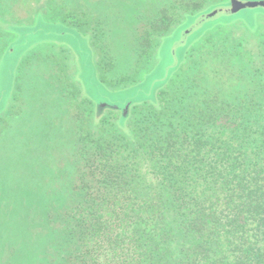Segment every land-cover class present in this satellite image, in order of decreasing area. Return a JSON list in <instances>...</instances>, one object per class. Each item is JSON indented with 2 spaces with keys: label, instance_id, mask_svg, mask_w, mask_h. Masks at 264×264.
<instances>
[{
  "label": "trees",
  "instance_id": "trees-1",
  "mask_svg": "<svg viewBox=\"0 0 264 264\" xmlns=\"http://www.w3.org/2000/svg\"><path fill=\"white\" fill-rule=\"evenodd\" d=\"M177 12L163 8L148 22L135 49L144 66L155 62ZM224 38L222 50L214 36L189 55L159 109L134 110L130 135L117 115L98 124L92 103L75 94L87 105L81 113L73 104L82 165L68 197L57 188L60 209L49 199L40 204L51 231L43 240L58 237L47 242L43 264H264V49L237 52L241 38ZM202 56L212 61L200 65Z\"/></svg>",
  "mask_w": 264,
  "mask_h": 264
},
{
  "label": "rangeland",
  "instance_id": "rangeland-1",
  "mask_svg": "<svg viewBox=\"0 0 264 264\" xmlns=\"http://www.w3.org/2000/svg\"><path fill=\"white\" fill-rule=\"evenodd\" d=\"M213 2L201 12L196 7L206 0H0V264L46 263L47 242L58 238L43 240L41 233L51 231L40 204L49 199L51 209H60L64 197L57 188L68 197L72 186L78 164L73 104L87 112L76 93L92 103L98 124L117 115L118 129L130 135L134 110L159 109L160 93L204 41L216 36L222 50L224 37L237 36L244 43L237 52L264 49V7L231 11L230 0ZM163 8L181 12L155 62L144 66L135 49ZM217 25L228 28L214 30ZM251 54L259 60L258 49ZM202 57L200 65L212 59ZM125 75L133 79L116 85Z\"/></svg>",
  "mask_w": 264,
  "mask_h": 264
},
{
  "label": "water",
  "instance_id": "water-1",
  "mask_svg": "<svg viewBox=\"0 0 264 264\" xmlns=\"http://www.w3.org/2000/svg\"><path fill=\"white\" fill-rule=\"evenodd\" d=\"M231 3V11H240L246 8H254V7H264V1H260V2H248V3H242L238 0H230ZM215 13H213V15H215ZM213 17V16H212Z\"/></svg>",
  "mask_w": 264,
  "mask_h": 264
},
{
  "label": "flooded vegetation",
  "instance_id": "flooded-vegetation-1",
  "mask_svg": "<svg viewBox=\"0 0 264 264\" xmlns=\"http://www.w3.org/2000/svg\"><path fill=\"white\" fill-rule=\"evenodd\" d=\"M231 26H232V25H229V27H231ZM221 28H228V26L223 27V25H217V26H216V29H214V30H219V29H221ZM214 30H213V31H214ZM250 48H252V47H250ZM172 79H173V78H172ZM170 82H171V81H170ZM169 84H170V83H169ZM169 84H168V85H169Z\"/></svg>",
  "mask_w": 264,
  "mask_h": 264
}]
</instances>
